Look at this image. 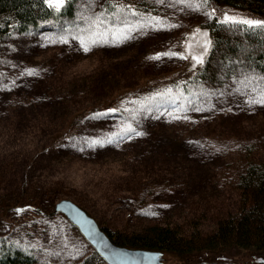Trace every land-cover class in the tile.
<instances>
[{"label": "rangeland", "instance_id": "374dc122", "mask_svg": "<svg viewBox=\"0 0 264 264\" xmlns=\"http://www.w3.org/2000/svg\"><path fill=\"white\" fill-rule=\"evenodd\" d=\"M128 1L124 12L106 13L95 0H81L72 24L46 21L0 44V151L28 148L24 178L31 181L28 192H13L14 182L8 197L0 190V233L19 234L51 264H68L86 242L55 211L62 198L101 225L145 213L208 230L234 203L246 151L264 160V75L180 90L199 64L193 57L203 62L210 49L206 21L264 18L204 0ZM139 1L149 8L139 10ZM163 53L175 55L151 59ZM113 100L122 108H100ZM92 107L91 115L74 118ZM72 127L61 144L43 150L49 134ZM217 259L264 264V253L234 248ZM176 263L165 252V264Z\"/></svg>", "mask_w": 264, "mask_h": 264}, {"label": "trees", "instance_id": "16d2710c", "mask_svg": "<svg viewBox=\"0 0 264 264\" xmlns=\"http://www.w3.org/2000/svg\"><path fill=\"white\" fill-rule=\"evenodd\" d=\"M79 1L81 0H65L64 6L56 11L48 6L46 0H0V44L16 33H27L37 29L46 21H58L64 18L68 24H72ZM207 1L248 10L264 18V0ZM95 2L106 13L124 12L129 6L128 0H95ZM144 3L139 1L135 4L142 11L149 8V5ZM235 21L241 20L235 19ZM203 26L211 37L210 49L205 60L183 76L180 90L190 92L193 87L203 83L223 84L231 77L240 74L264 75V26L249 27L243 23L226 21L218 15H213ZM68 91L67 86L65 93ZM121 98L124 96L120 94L115 99ZM111 107L120 109L122 104L113 100L110 105L100 106L104 110ZM86 110V108L81 109L74 118L80 117L79 120H82L94 112L93 107L91 110ZM79 120L73 122L76 127ZM75 128H70V131L63 128L56 136L49 134L50 142L43 147V150L47 152L55 145L57 147V144H61L62 140L68 137L67 134H72L71 131ZM36 131L43 132L38 127ZM17 148L19 150L13 155L6 150L0 151L2 199L9 196L6 191L10 182H14L11 184L15 186L13 192L17 189L28 192L31 186V181L24 178L29 168L27 162L29 160L24 159L29 156L28 148ZM23 148L26 147L23 145ZM35 153L31 157L34 160L38 156V153ZM246 153L248 156H245V160L240 164L233 183L234 203L227 206L229 208L226 207L225 212L217 213L211 229L201 228L199 223H192L194 220L165 223L145 213H129L124 220L116 219L118 223L113 224L117 226L106 223L100 224L101 227L119 245L163 250L177 260L176 264H258L217 259L218 255L234 248L253 249L264 253V160L252 157L250 148ZM10 175L13 177L9 178ZM25 206L37 209V205L25 204ZM16 207L23 206L17 204ZM82 244V250L73 256L68 264H107L87 241ZM213 255L216 257L214 258ZM0 264L51 263L45 261L19 234L0 233Z\"/></svg>", "mask_w": 264, "mask_h": 264}, {"label": "water", "instance_id": "95a60500", "mask_svg": "<svg viewBox=\"0 0 264 264\" xmlns=\"http://www.w3.org/2000/svg\"><path fill=\"white\" fill-rule=\"evenodd\" d=\"M55 211L67 217L107 264H165L163 250L132 248L115 243L98 221L70 198L58 200Z\"/></svg>", "mask_w": 264, "mask_h": 264}, {"label": "snow or ice", "instance_id": "6c2138e0", "mask_svg": "<svg viewBox=\"0 0 264 264\" xmlns=\"http://www.w3.org/2000/svg\"><path fill=\"white\" fill-rule=\"evenodd\" d=\"M48 6L50 8L55 9L56 11H59L65 4V0H46ZM162 2V0H160ZM181 2H184V0H181ZM204 3H207V0H204ZM226 21H233V22H238V23H243L245 25H248L249 27H256V26H264V22L261 21H254V20H241V21H235V18L233 17H225ZM175 27V25H173ZM83 40L81 41V44L83 45ZM85 51H88L89 49L85 47ZM160 55H175V53H163V54H158L156 57H152L151 59H159ZM186 58V57H185ZM193 59H196L198 63L202 62L200 58L193 57ZM30 75L32 74L31 72L29 73ZM260 103H264V100L259 101ZM138 135H142V133H138Z\"/></svg>", "mask_w": 264, "mask_h": 264}, {"label": "bare ground", "instance_id": "6f19581e", "mask_svg": "<svg viewBox=\"0 0 264 264\" xmlns=\"http://www.w3.org/2000/svg\"><path fill=\"white\" fill-rule=\"evenodd\" d=\"M7 27V26H6Z\"/></svg>", "mask_w": 264, "mask_h": 264}]
</instances>
